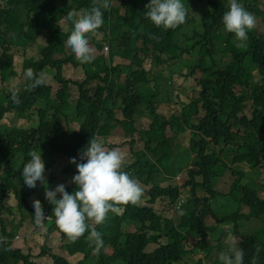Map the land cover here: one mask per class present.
<instances>
[{
	"label": "trees",
	"instance_id": "1",
	"mask_svg": "<svg viewBox=\"0 0 264 264\" xmlns=\"http://www.w3.org/2000/svg\"><path fill=\"white\" fill-rule=\"evenodd\" d=\"M239 2L251 6L250 13L256 21L264 20V1ZM149 3L150 0H121V12L110 0L111 9L104 11L103 26L95 39L90 37V44L97 42L109 47V63L99 56L91 63L81 64L64 43L73 28L64 17L72 10L90 9L93 0H0V84L13 78L22 79V73L18 76L15 72L13 56L8 52L15 47L26 51L30 45L37 44L38 38H43L45 46L38 49L40 58H26L23 71L32 68L39 73L50 69L62 86L61 93L51 100L50 87L29 90L27 81L16 90L21 100L19 105L11 100V89L2 88L3 96L9 100L6 108L9 113L16 112L19 119H28L30 123L37 111L42 130L50 135L34 137V132L20 126L0 131V151L6 153L5 166L0 163V237H7V244L0 246V264H36L31 254L23 253L21 243H10L25 228V221L35 223L31 197L38 194L42 183L37 182L36 188H28L24 183L22 172L30 159L28 152L40 151L45 167L47 155L48 162L49 156L58 155L69 160L75 157L80 163V152L92 136L111 132L114 122L122 129L132 128L127 133L123 130L131 136L141 110L147 112L145 117L149 120L148 128L140 132L143 149L135 152V161H127L122 170L139 181L147 194L145 205H121L119 215L95 226L110 251V256L97 260L96 264L119 261L190 264L183 262L186 256L195 253V245L187 248L189 239H196L199 246L207 245L209 234L215 235L219 230L222 236L230 233L238 239V247L244 251V264H251L254 255L256 264H264V180L260 182L257 175L246 177L242 172L245 165L251 170L264 167V30H250L246 46L237 47L234 34L227 32L222 22L229 0H207L202 7L196 1L193 9L183 3L187 9L183 25L176 29H156L145 15ZM127 23L130 31H121ZM100 33L102 40L97 41ZM116 57L128 63L114 65ZM147 59L151 68H163L164 74L177 66L189 69L191 77L200 72L199 79H195L198 88H193L187 96L189 101L181 104L179 116L171 110L165 115L155 107L159 97L169 93L172 77L165 75L160 79L159 74L145 70ZM174 60L172 66L167 65ZM70 64L83 69L86 74L83 81L73 83L62 75L64 67ZM93 82L97 84L91 89L88 86ZM70 85L79 93L76 109L64 106ZM248 105L251 116L244 112ZM163 110L167 113L166 108ZM116 111L122 112L121 121L117 120ZM4 115L0 113V119ZM74 121L79 122L78 131L63 130L62 126L68 123L70 127ZM180 137L188 140L184 148L179 144ZM45 139L53 143L46 144L49 150L43 144ZM134 144L131 139V147ZM179 145L184 149L182 155L177 152ZM184 166L188 175L184 187L188 194L180 200L182 189L164 187L162 182L170 181ZM173 169L176 174L172 173ZM63 171L71 182L78 174L75 164ZM226 173L229 182L224 187L228 194L222 196L225 200L222 215V208L213 209L212 205L220 195L216 184ZM76 189L72 183L66 190ZM200 193L205 195L199 196ZM160 200L169 201L175 208V217H164L155 211ZM208 219L213 221L210 226ZM54 226H50L49 233ZM87 235L71 244L68 251L84 254V261L90 263L93 247L89 246ZM150 245L157 247L151 252ZM212 249L206 256L207 264H223L219 260L220 249ZM52 259L53 264H69L57 255ZM196 261L202 264V258Z\"/></svg>",
	"mask_w": 264,
	"mask_h": 264
},
{
	"label": "clouds",
	"instance_id": "2",
	"mask_svg": "<svg viewBox=\"0 0 264 264\" xmlns=\"http://www.w3.org/2000/svg\"><path fill=\"white\" fill-rule=\"evenodd\" d=\"M115 1L121 4V0ZM196 1L200 3V0H184L183 2L182 0H150V3L146 6L148 11L145 15L155 25L154 28L156 29L160 27L165 30L176 29L186 22L187 9L184 4L193 9ZM206 1L203 0V3H200L201 7ZM110 9V0H93V6L90 9L72 10L65 15L64 19L71 22L73 28L64 43L79 63L88 64L94 61L95 50L90 46V37L97 35L98 30L104 24V11H110ZM251 11L252 8L248 3L242 4L239 0H229L228 11L222 17L224 29L234 34L237 47L246 46L250 30L257 29L256 32L264 30L258 29L259 26L257 25L260 18L256 21L255 16L250 13ZM103 50L102 57L109 63L110 49L106 46L103 47ZM104 53H107L108 57H105ZM24 76L29 81L27 86L29 90H35L48 83L46 74L43 71L36 73L32 68H28ZM1 98H5L2 91L0 92ZM11 100L16 105L21 103L18 91L11 90ZM8 103L9 100L6 99L0 105V113H5L0 119V127L3 123L5 131L19 126L8 127L5 125L6 118L13 115V113L6 110ZM38 115L40 116L39 113ZM15 118L22 120L17 116ZM39 126L35 128L38 129ZM42 132L43 130L40 128L38 137L42 136ZM28 156L30 159L23 166L22 172L24 183L28 188H36L37 182L42 183L39 191L45 189V199L49 201L48 208L43 211L41 201L34 200V229L30 233H19L10 240V243L15 241L22 243L25 240H30L29 235L31 233L39 229L44 230L45 227L49 230L50 226L55 224L56 226L52 227L50 233L55 235L57 229L60 237L63 240H68L67 244H61L57 250L47 249L48 244H41L43 248L37 254L38 256H35L30 249L32 244H20L22 251L26 249L27 254L32 256L31 260L36 264H39L37 263V257L44 255L50 256L51 261L49 264H53V255L66 259L69 264H96L97 260L110 256L108 245L104 244L103 234L97 231L95 226L103 225L110 217L119 215L122 211L121 205L137 204L144 192L139 181L131 178L126 171L122 170L126 153L119 148L107 149L99 137L92 136L86 147L80 152L82 162L77 163L75 157L70 160L71 166L69 167L75 164L78 173L74 175L72 182L69 178V182L77 186V189L73 192L66 190L71 184L68 185L69 182H64L61 176L55 178L54 175L46 174L45 162L40 151L32 149L28 152ZM56 156L58 155L53 156V158ZM46 163V166H49L48 155ZM62 169L67 168L63 167ZM62 173L67 176L64 171ZM52 182L54 184L49 188L48 186ZM34 196L36 194H33L31 200ZM182 199H185L183 194L180 197V200ZM178 205L177 202L176 208ZM85 233H88L86 238L89 246L93 247L90 252L92 259L90 263L84 261V254H71L68 251L69 246L85 236ZM6 244L7 237H0V246ZM6 250L10 251L11 249L7 248ZM23 253L25 252L23 251ZM65 253L68 254V257L63 255ZM219 259L223 264H244V251L238 247V241L235 238L228 241V247L225 251L220 252ZM183 262H186L185 258ZM251 264H256L255 255L252 257Z\"/></svg>",
	"mask_w": 264,
	"mask_h": 264
},
{
	"label": "rangeland",
	"instance_id": "3",
	"mask_svg": "<svg viewBox=\"0 0 264 264\" xmlns=\"http://www.w3.org/2000/svg\"><path fill=\"white\" fill-rule=\"evenodd\" d=\"M111 1L113 3L115 2V6L122 12V7L118 4V2H116L115 0H111ZM262 1H264V0H262ZM261 8H263V3L261 4ZM257 26H259L258 29H264V21H262L261 18H260V22ZM121 31L129 32L130 31L129 24L128 23L125 24ZM99 36L100 37L97 39V41L102 40L103 34L100 33ZM95 37L96 36H93L94 39H95ZM40 46H45V42H44L43 38H38L37 44L36 45H30L26 51H23L21 48L15 47V48H12L8 52L9 55L13 56V66H14L15 72L19 74L18 76H20L22 73V75L20 76V77H22V79L13 78V79H11V81H6L5 83H3L4 85L0 84V92L2 91L3 87L10 88L11 90H18L20 88V86L25 85V83H27V80L24 76L25 72L23 71V68H22L23 61L26 58H34V59L40 58V53L38 51ZM90 46L95 50V52H94L95 59L99 55L102 56L101 53H103V51H104L103 47H106L105 45H100L97 42L94 44H90ZM69 50L70 49L67 48V51H69ZM0 52H1V49H0ZM104 56L108 57V54L104 53ZM173 62H175V60L172 61L171 63L167 64V65L172 66ZM127 63H128L127 61H122L118 57H116L114 59V62H113L114 65L127 64ZM144 66H145V70H150L153 73V75L159 74L160 79L165 78V75L172 77V86L169 89V93H163L162 96L159 97V102L156 104L155 107L158 108V111L160 113L163 112L165 115H169L170 110H171V112H176V114L179 116L180 110L183 107L181 104L183 102L187 103L189 101L187 96L192 94L193 88H198L197 87L198 82L195 79H199V77L201 76L200 72L197 71L196 75L191 77V76H189V71H190L189 69L180 68V66H177V68H173L172 72L165 71V74H164L163 68H159V69H155L154 67L151 68L150 59H147L145 61ZM44 73L46 74L47 81H48L47 85H45V86L51 88V100H54L59 95V93H61L62 86L54 79V71H52L50 69H46L44 71ZM62 75L66 78V80H69L73 83L81 82L86 78V74L84 73V71L81 67L75 68L72 65L65 66ZM122 79L123 80L125 79L124 75L122 76ZM96 84H97V82H93L88 87L92 89L96 86ZM153 85L154 84L152 83L151 87H153ZM69 88H70L68 91L69 98H67L65 100L64 106H65V108L76 109L75 108V102H77L79 94L77 93L76 88L73 85H70ZM3 100H6V98L0 99V105L3 102ZM167 101H169V102H167ZM164 108L167 109V113L164 112V110H163ZM145 109H147V108L145 107ZM139 112L140 111H138V113ZM244 112L248 116H251V108L249 107V105L246 107ZM72 113H75V111H73ZM121 113H122L121 111H116V118L119 121H121L123 119ZM146 114H147V112L142 111V110L138 114L136 121L134 123L135 132L131 136L125 135L124 131L127 133V131L132 130V128L127 127V128L122 129V127L120 125H118L116 122L113 123V125H115V127H112L113 130L111 132L108 131L110 133L106 132L105 134L104 133L99 134V135L97 134V137H99L101 139V142L104 144L105 148L111 149V146H117L119 149H122L126 153V159H125L124 164L127 161H135V158H136L135 152L143 149V142L141 140L140 132L144 128L145 129L148 128L149 120L145 117ZM13 115H9L6 118V120H5L6 126L12 127L14 125H19L20 127L27 128L28 131H31V132H33L35 130L34 137L39 136L40 128H42L43 126H41V124H40V116L38 115L37 111H34V114H33L32 118L30 119V123H29L28 119L17 120L15 118V116H17L16 112L13 113ZM74 117H75V114L73 116H71L70 118L74 119ZM62 121L64 124L63 118H62ZM66 125L67 126H64V127L62 126L63 130H67V131L70 130L71 133L76 132L79 129V122L78 121L72 122L70 124V127H69L68 123ZM37 126H39L38 129L35 128ZM3 127H4V124L1 123L0 131L5 132V129ZM48 131H50V128L48 129ZM46 132H47V130L42 132L43 138H48V136L50 135V133L47 135ZM70 132H68V133L70 134ZM0 136L2 137L1 134H0ZM181 137H183V136H181ZM131 139H133L135 142V144L132 147L130 145ZM187 142H188V140H186L185 138H181L179 141V144L184 148L185 144H187ZM43 144L45 145L47 150H49V149H48V146L46 144L53 145V143L47 139L43 140ZM180 145H179L180 149H178L177 152L179 155H182L184 152V149L181 148ZM122 146H124L125 148H122ZM130 148H132L131 153L129 151ZM128 152H129V154H128ZM5 154L6 153H4L3 151H0V163H2L3 166H5V164H6ZM144 164H147V163L145 162ZM69 166H71L70 160L67 159L66 157L56 156L54 158H51V156H49V166H46V170H47L46 174L54 175L53 177L56 176L55 178H57L58 176H61V179H63L64 182H69V177L63 175V173H62V171H63L62 168L63 167L68 168ZM174 167H176V166H174ZM242 168H243L242 172L245 174L246 177L251 178V177H254L255 175H257L258 180L260 182H262L264 180V167L251 170L248 168V166L245 165V166H242ZM185 169H186V167L184 166L182 168V172H180L179 175H174L170 181L162 182V186H164V187L179 186L182 189L183 196L186 197L188 194V190L187 191L185 190L184 185L188 181V175L185 174V171H184ZM176 172H177L176 169L172 170L173 174H176ZM226 174H227V176L224 177L223 180H219L216 184V190L220 192V195L216 198V200L213 202V205H212L213 209L222 208V212H221L222 215L225 214V210L223 209V205L225 204V200H224V198H222V196H224L225 194H228L227 188L224 187L225 182H229L228 173H226ZM53 184H54L53 182L50 183V188L53 186ZM69 184H71V182H69L68 185ZM40 191L38 192V194L36 196L33 197L32 204H33L34 200H36V199L40 200L41 205H42V209L44 211L46 208H48V202L45 199V191H43V192H40ZM204 195H205L204 193L199 194V196H204ZM146 196H147V194H145L143 192V196L141 197L140 201L137 204L145 205L144 198ZM50 205L52 207H54V205H52V204H50ZM174 209L175 208H173L170 205L168 200H160L155 205L156 212L158 214H160L161 216L168 217V218H172L174 216V213H175ZM243 212H246V209H243ZM34 218H35V216H34ZM15 220L18 221L19 217H16ZM207 224L210 226L213 224V221L211 219H208ZM24 226H25V228L22 229V232H18L16 234H19V233L23 234L24 232L30 233V231L33 228L32 220L25 221ZM45 228L46 229H44V230L39 229V230L31 233L29 235L30 240L24 241V244H28V245L32 244L30 249L35 254V256H38L37 254H39L40 250L43 248V245H41V244H48L47 249L57 250L61 246V244H67V242H68V240H63L60 237V233L57 229L55 230V235H54L53 233L48 232L47 227H45ZM228 228H226V229L228 230ZM126 230H127V228L124 225L123 231H126ZM226 234H227L226 236H222L220 234V230L215 235L209 234L207 245H202V246H199L196 244L197 243L196 239L190 238L189 242L187 244V248L190 249L193 245H195V253L189 254L188 256H186L185 261L190 263V264H196V262H197L196 259L202 258V264H207L206 259H208V258L206 256L212 248L214 249V250L212 249L213 251H216L219 249H220V251H225L227 249L228 241L233 239V237L230 236V233H226ZM236 240L238 241V239H236ZM13 244H19V241H15V242H13ZM206 246H209L212 248H207ZM156 247H157L156 245H150L148 247V251L152 252L153 250L156 249ZM23 251L25 253H27L26 249H23ZM63 255L65 257H68L67 253H65ZM37 259H38L37 263H39V264H49L51 261L50 256H48V255H44L42 257H37ZM220 262H221V260H220ZM117 264H123V263L119 261Z\"/></svg>",
	"mask_w": 264,
	"mask_h": 264
}]
</instances>
